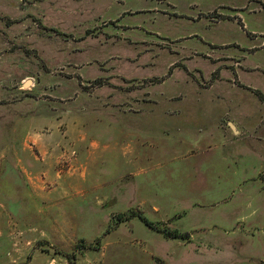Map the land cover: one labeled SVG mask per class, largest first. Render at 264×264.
<instances>
[{
  "label": "rangeland",
  "instance_id": "374dc122",
  "mask_svg": "<svg viewBox=\"0 0 264 264\" xmlns=\"http://www.w3.org/2000/svg\"><path fill=\"white\" fill-rule=\"evenodd\" d=\"M0 264H264V0H0Z\"/></svg>",
  "mask_w": 264,
  "mask_h": 264
},
{
  "label": "trees",
  "instance_id": "16d2710c",
  "mask_svg": "<svg viewBox=\"0 0 264 264\" xmlns=\"http://www.w3.org/2000/svg\"><path fill=\"white\" fill-rule=\"evenodd\" d=\"M260 95V94H259ZM262 97V95H260ZM138 217L145 225L148 227L152 228L153 230L161 232L164 236L168 238H178L184 241H189L190 240V235L188 232H182L177 229H172L169 228L167 225L162 224L161 222L158 221H152L148 219L142 212H139L137 209L131 208L128 212L126 213H120L117 215L115 219L112 220L114 223V226H116L118 223H121L123 221L129 220L131 218ZM101 239L102 236H99L95 240V244L89 245V246H84L82 244H79L81 246L80 249H84L85 247L87 248H93L97 249L101 245ZM96 245V246H95Z\"/></svg>",
  "mask_w": 264,
  "mask_h": 264
},
{
  "label": "water",
  "instance_id": "95a60500",
  "mask_svg": "<svg viewBox=\"0 0 264 264\" xmlns=\"http://www.w3.org/2000/svg\"><path fill=\"white\" fill-rule=\"evenodd\" d=\"M28 82V81H27ZM26 83V82H25ZM26 85V84H25ZM229 126H230V128H232V130L234 131V132H237V130H236V128L233 126V124H231V123H229Z\"/></svg>",
  "mask_w": 264,
  "mask_h": 264
},
{
  "label": "crops",
  "instance_id": "0c3cea01",
  "mask_svg": "<svg viewBox=\"0 0 264 264\" xmlns=\"http://www.w3.org/2000/svg\"><path fill=\"white\" fill-rule=\"evenodd\" d=\"M229 123L230 122H228V126H229ZM230 127V126H229ZM231 130H232V128H231ZM233 131V130H232ZM234 132V131H233ZM213 150H216V147H213ZM251 152V151H250Z\"/></svg>",
  "mask_w": 264,
  "mask_h": 264
}]
</instances>
